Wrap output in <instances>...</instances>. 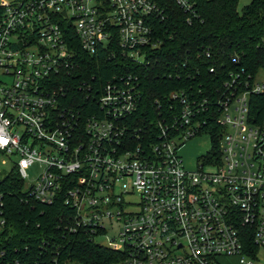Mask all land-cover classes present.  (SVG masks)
Wrapping results in <instances>:
<instances>
[{"label":"built area","instance_id":"2783aa9c","mask_svg":"<svg viewBox=\"0 0 264 264\" xmlns=\"http://www.w3.org/2000/svg\"><path fill=\"white\" fill-rule=\"evenodd\" d=\"M160 1L0 4V160L11 166L0 180L16 172L36 201L62 197L78 227L123 252L111 264H225L232 258L257 264L264 248V118L252 114L251 96L263 92L264 83L254 78L242 85L233 75L234 89L217 105L220 154L203 156L197 169L185 166L180 150L197 135L211 137L207 99L174 91L170 122L163 117L133 126L141 104L135 76L102 84L98 109L86 117L66 109L51 86L73 64L77 44L92 56L146 61L161 43L154 28L155 18L165 15ZM174 3L195 10L193 0ZM35 165L41 172L29 181ZM134 194L139 202L128 199ZM2 202L0 191V231L7 225ZM114 221L117 235L102 242ZM244 228L259 247L257 259Z\"/></svg>","mask_w":264,"mask_h":264},{"label":"trees","instance_id":"16d2710c","mask_svg":"<svg viewBox=\"0 0 264 264\" xmlns=\"http://www.w3.org/2000/svg\"><path fill=\"white\" fill-rule=\"evenodd\" d=\"M193 1L192 13L179 9L174 0L160 1L165 15L155 18L154 28L161 43L148 50L143 63L121 54L92 56L77 44L73 64L51 84L59 90L62 105L86 117L98 109L96 95L102 84L131 75L138 78L141 92L133 126H147L163 117L170 122L176 109H171L170 94L184 91L209 102L205 118L213 150L208 157L220 154L217 105L234 89L229 87L233 75L242 85L260 72L264 77V0H249L242 10L240 0ZM3 13L0 6V20ZM251 103L252 114L264 118V90L254 93ZM0 191L7 220L0 231V264H111L123 257V252L100 244L78 227L62 197L52 204L36 201L16 172L0 180ZM245 231V244L257 259L259 247Z\"/></svg>","mask_w":264,"mask_h":264},{"label":"rangeland","instance_id":"374dc122","mask_svg":"<svg viewBox=\"0 0 264 264\" xmlns=\"http://www.w3.org/2000/svg\"><path fill=\"white\" fill-rule=\"evenodd\" d=\"M6 0H0V4ZM249 0H240L239 9L242 10L243 6L247 4ZM256 83L263 84L264 83V77L263 72H260L256 77ZM213 142L212 138L209 134L203 133L201 135H197L194 138L188 140L185 145L180 150V153L183 157L184 164L188 169H197L199 164L201 163V158L208 154V152L212 149ZM10 164H2L0 160V170L2 173H0V177L4 175L6 172L10 170ZM41 172V167L39 165H35L29 169V181H32L36 179L38 174ZM129 200H132L134 202H139V196L137 194H134L130 197H128ZM137 205L130 206V209H136ZM108 234L103 239H100L102 242L107 243V239L114 238L119 229L120 225L118 222L114 221L113 226H111L110 223H108ZM259 261L257 264H264V248H262L259 252ZM225 264H238L237 258L232 259H224L223 260Z\"/></svg>","mask_w":264,"mask_h":264}]
</instances>
